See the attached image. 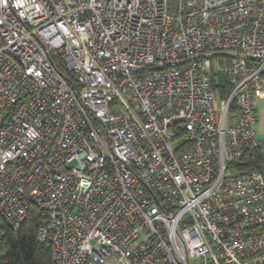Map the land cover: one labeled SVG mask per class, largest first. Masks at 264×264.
I'll return each instance as SVG.
<instances>
[{"label":"built area","instance_id":"2783aa9c","mask_svg":"<svg viewBox=\"0 0 264 264\" xmlns=\"http://www.w3.org/2000/svg\"><path fill=\"white\" fill-rule=\"evenodd\" d=\"M259 99L264 0H0V253L37 206L55 264H264Z\"/></svg>","mask_w":264,"mask_h":264},{"label":"trees","instance_id":"16d2710c","mask_svg":"<svg viewBox=\"0 0 264 264\" xmlns=\"http://www.w3.org/2000/svg\"><path fill=\"white\" fill-rule=\"evenodd\" d=\"M213 83L218 95L226 97L230 93L226 73H213ZM241 164L244 170H264V150L260 148L251 150L237 165ZM43 218V211L37 206H31L20 229L7 230L0 253V264H55L51 244L39 240V227Z\"/></svg>","mask_w":264,"mask_h":264},{"label":"rangeland","instance_id":"374dc122","mask_svg":"<svg viewBox=\"0 0 264 264\" xmlns=\"http://www.w3.org/2000/svg\"><path fill=\"white\" fill-rule=\"evenodd\" d=\"M213 70L214 71L220 70V65L215 66ZM222 101L223 98L220 95H218L214 99V106L218 108V106H220ZM257 105H258V114H257V122L254 125V130L256 132V136L258 140L264 143V99H259Z\"/></svg>","mask_w":264,"mask_h":264}]
</instances>
